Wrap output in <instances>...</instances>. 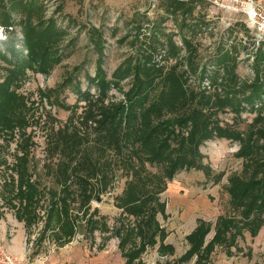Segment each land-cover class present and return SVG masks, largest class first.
Segmentation results:
<instances>
[{"label": "rangeland", "instance_id": "rangeland-1", "mask_svg": "<svg viewBox=\"0 0 264 264\" xmlns=\"http://www.w3.org/2000/svg\"><path fill=\"white\" fill-rule=\"evenodd\" d=\"M34 1L36 7L34 6L33 16L38 15L44 21L53 20L57 29L64 32L60 38L55 39L56 45L50 49V53L58 51L62 57L57 64L49 65L46 73H43L33 65L14 67L0 54V94H5L7 90V93L9 91L16 95L15 100L12 98L9 101L10 110L6 114L10 120L9 127L0 131V247L12 253L8 250V245L19 235L22 237L25 256L16 257L34 261L38 253L59 249L70 243L89 245L93 241L96 244L97 241L100 242L98 237H102L104 242L109 238L119 242L113 228L120 222L132 224L134 216L122 212V208L117 207L115 198L123 192L128 182L134 181L140 197L152 194L156 196L147 203V207L155 206L156 202L164 204L163 212L156 208L154 218L166 232L164 243L174 247L172 254L160 255L156 237L157 243L146 247L139 261L141 264H174L188 249L186 235L200 220L211 223L205 236L206 244L214 235L218 216L239 217L238 210L230 202L226 186L234 174L247 178L245 160L236 155L239 148L237 141L214 137L203 141L199 146L202 162L210 168L209 175H205L202 170L184 169L167 178L162 164H149L146 160L139 162L132 156L131 146H125L120 153L115 152L107 143L109 137L99 134L100 131L95 128L97 121L95 117L88 116L89 110L95 112L100 104L124 101V94L131 87L132 77L120 79L118 89L110 88L103 95L104 99H101L102 95L99 98L97 88L89 85L86 79L87 75L93 77L96 71L98 55L93 50L96 39L93 37L94 30L100 31L104 40L102 66L109 80L118 66L138 56V44L132 45L138 27H141L142 32L152 34L155 26L160 25L161 32L156 39L164 48L158 49L153 57L156 62L163 63L164 72L169 71L176 61L186 59L189 53L183 39L190 41L194 46V53L198 55L196 62L199 67L204 68V72L201 79L198 76H188L189 79L184 84L186 93L206 94L212 99L223 94L220 78L213 85L206 82L215 72L212 64L210 69L207 64L212 62L217 53L226 54L234 61L238 82L236 87L241 88L255 78L254 67L259 54L264 53L263 48L251 60L252 51L239 40L241 34L248 36L243 23L226 29L220 24H212L201 13L196 14L193 7L185 16L182 12L170 13L169 10L173 9L171 4L177 3L175 0ZM24 16L22 14V20ZM33 18L28 20L31 27L37 21ZM211 26L216 28L211 30ZM0 27L3 29L1 42L5 40L6 30L1 25ZM209 28L210 32L206 35ZM10 29L14 32L11 35L18 40L16 47L26 55L28 51L22 42L24 30L17 24ZM44 45L31 44V52L33 49L35 54H39ZM171 46L177 49L174 57L167 52V48ZM2 49L0 44V50ZM52 56L48 54V60ZM15 68L16 75L10 79L8 71ZM178 68L186 70L185 65ZM69 76H72V80L66 82ZM5 79L9 80L8 85L4 84ZM75 87L81 91L88 90L91 94L89 99L91 102L96 100L95 104L88 106L87 100L78 98ZM161 88L160 84L155 86L151 91L150 101L160 94ZM260 97L264 101V88ZM252 105L242 103L243 108L239 112L227 106L213 118L222 126L245 133L255 117L259 101L254 100ZM173 115V112L166 109L161 118ZM18 123L23 126L19 127ZM20 157H25L29 182H35L38 190L34 195V216L30 221L19 217L21 205L19 198L14 197L18 191L19 170L22 169L17 166ZM89 160L100 171L95 177L89 176L93 192L88 203L81 206V187L77 176L85 175L90 169ZM136 168L139 172H134ZM103 174L107 177L104 191L101 190L100 181ZM218 174L221 177L215 181ZM22 189H26V186L23 185ZM64 196L69 219H73V233L66 237H63L62 222H57L56 212L48 226L50 210L53 208L58 211ZM147 207L145 209H149ZM94 209L97 212L93 219L104 217L99 221L104 219L106 228L101 226L91 233L84 213L89 215ZM261 218L255 235L250 234L247 228H238L242 234L236 233L233 243H214L213 251L203 257L200 264H264V213ZM195 260L194 256L189 261L178 264H196Z\"/></svg>", "mask_w": 264, "mask_h": 264}, {"label": "trees", "instance_id": "trees-1", "mask_svg": "<svg viewBox=\"0 0 264 264\" xmlns=\"http://www.w3.org/2000/svg\"><path fill=\"white\" fill-rule=\"evenodd\" d=\"M34 3V0H0V25L6 30L5 40L0 42L3 46L0 54L14 67L33 65L38 71L46 73L47 67L52 63L57 64L62 57L58 51L50 53V49L56 45L55 39L60 38L64 32L57 29L53 20L44 21L39 19L38 15L34 17V8L36 7ZM171 6L173 9L169 10L170 13L182 12L184 16L190 13L192 8L190 5L181 3L171 4ZM22 14L26 16H24V20H22ZM17 18L20 20L15 22ZM32 18H36L37 21L31 27L28 20ZM184 22L185 20H183ZM16 24L24 30L22 42L28 51L26 55L16 47L18 40L11 35L14 32L10 28ZM159 27V24L155 28L151 27L154 28L152 34L151 32L149 34L142 32L141 27L137 28L132 45L138 44V56L118 66L113 71L110 80L102 66L104 40L101 32L94 30L93 37L95 36L96 39L93 50L98 55L95 62L96 71L93 77L87 75L86 79L89 85L97 88L99 98L100 95L103 97L110 88L118 89L120 79L126 76H131L132 79L131 87L124 94V101L100 104L95 112L90 109L88 116L95 117L97 121L95 128L100 131L99 134L109 137L107 143L115 152L120 153L125 146H131L130 152L139 162L143 163L146 160L149 164H162L167 178H171L178 170L184 169L202 170L205 175H209L210 168L202 162V155L199 151V146L205 140L225 137L239 143L236 155L245 160L247 178L244 179L234 174L229 178L226 186L230 202L238 210L239 217L218 216L214 225V235L206 244L205 236L210 230L211 223L200 220L197 226L186 235L189 242L188 249L174 262V264L184 263L195 256V263L200 264V260L213 251L214 243L228 241L233 243L235 234H242L238 228H247L250 234L255 235L262 221L261 215L264 213V101L260 94L264 88V53L257 57L254 67L255 78L250 84H245L241 88L236 87L238 82L234 61L230 60L226 54L217 53V56L210 62L215 68V72L207 79L213 85L220 78L219 84L223 94L217 95L213 99L206 94L192 92L187 94L184 87L186 79L188 76H198L201 79L204 68L199 67L196 62L198 55L194 53L193 44L183 39L189 55L186 59L176 61L169 71L164 72L163 63L156 62L153 57L158 49L163 50L164 48L156 39V36L161 32ZM34 43L45 44L39 54H35L33 49L31 52L30 45ZM167 52L173 57L177 55V49L174 46L168 47ZM48 54L53 55L50 60H48ZM183 65L186 70L178 68ZM15 72L16 68L9 70L8 77L10 76L11 79L13 75H16ZM71 77L69 76L66 82H71ZM7 79L4 81L6 85L9 81ZM159 84L162 86L160 94L150 101L151 91ZM75 92L79 94L78 98L83 97L87 100L88 106L95 104L96 100L90 101L91 94L88 90L81 91L80 88L75 87ZM247 92L249 93L246 94ZM12 98L15 100L16 95L9 91L7 93V90L5 94H0V131L9 127L10 120L6 114L10 110L9 101ZM254 100L259 101V106L256 107L255 117L245 133L235 128L222 126L213 118L218 111L227 106L239 112L243 108L242 103L253 106ZM166 109L173 112L174 115L162 119ZM21 124L18 123L19 127L23 126ZM17 162H19L17 166L22 169L19 170L18 191L14 197L19 198L21 205L19 217L30 221L34 216L32 213L35 203L34 195L38 190H36L35 182H29L30 177L26 173L25 157L18 158ZM88 165L90 169L85 175L77 176L81 187V206L88 203L93 192L89 176L95 177L100 171L91 160L88 161ZM130 166L134 167L132 164ZM137 168L134 169V172H139ZM220 177L221 174L216 175L215 181H218ZM100 181L102 182L101 190L104 191L107 187L105 174L100 176ZM64 182H66V178ZM23 185L26 186V189H22ZM155 197L153 194L140 197L137 185L134 181H130L123 192L115 198V203L117 207L122 208V212L134 216L132 224L120 222L113 228V232L118 236V248L125 258V264H141L139 257L146 247L154 246L157 243L156 237L159 242L157 251L160 255L174 252V247L171 244L164 243L166 232L154 218L156 208L163 212L164 204L156 202L155 206L147 207V203ZM65 199V196L61 198L62 206L58 211L52 208L48 214L49 226L53 213L56 212L57 222H62L63 237L73 233V219H69L70 214ZM145 207L149 209H145ZM95 212H97L96 209L89 215L84 213V216H87L86 222L89 224L88 229L91 233L101 226L106 228L104 219L99 221L104 217L93 219Z\"/></svg>", "mask_w": 264, "mask_h": 264}, {"label": "built area", "instance_id": "built-area-1", "mask_svg": "<svg viewBox=\"0 0 264 264\" xmlns=\"http://www.w3.org/2000/svg\"><path fill=\"white\" fill-rule=\"evenodd\" d=\"M195 8V13H201L212 24H220L226 29L234 24L243 23L246 34H241L239 40L252 51L251 60L259 49L264 47V5L259 0H175ZM215 22V23H213ZM212 27L211 26V30ZM207 29L206 35L208 34ZM3 39V29L0 27V40ZM206 61V60H205ZM206 63V62H205ZM211 64L209 63L211 68ZM209 83L208 80H206ZM0 264H35L29 258L18 259L16 255L0 247Z\"/></svg>", "mask_w": 264, "mask_h": 264}, {"label": "crops", "instance_id": "crops-1", "mask_svg": "<svg viewBox=\"0 0 264 264\" xmlns=\"http://www.w3.org/2000/svg\"><path fill=\"white\" fill-rule=\"evenodd\" d=\"M264 5V0H259ZM2 232L0 233V240ZM97 243H70L66 246L38 253L35 264H125L117 243L113 238L103 241L98 237ZM8 250L16 256L24 257V244L21 236H15L8 245Z\"/></svg>", "mask_w": 264, "mask_h": 264}]
</instances>
